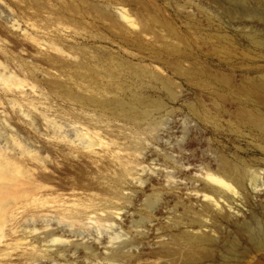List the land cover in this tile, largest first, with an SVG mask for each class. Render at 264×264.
Masks as SVG:
<instances>
[{
    "label": "rangeland",
    "instance_id": "obj_1",
    "mask_svg": "<svg viewBox=\"0 0 264 264\" xmlns=\"http://www.w3.org/2000/svg\"><path fill=\"white\" fill-rule=\"evenodd\" d=\"M149 1L155 7L0 0V264H141L137 256L160 241L196 231L219 239L210 264H232L239 257L226 248L247 247L238 226L262 235L264 140L246 129L235 96L211 75L236 85L264 77V0ZM155 10L185 44L151 21ZM159 33L187 50L185 67L205 73L181 76L164 60L172 57L124 35L158 49ZM134 96L161 106L129 118L103 105ZM224 160L246 172L242 185L230 182L233 190L211 180L224 178ZM52 181L63 184L59 194ZM205 204L229 222L215 229L200 214ZM83 245L98 254L79 253ZM113 249L132 258L112 263L105 256Z\"/></svg>",
    "mask_w": 264,
    "mask_h": 264
},
{
    "label": "bare ground",
    "instance_id": "obj_2",
    "mask_svg": "<svg viewBox=\"0 0 264 264\" xmlns=\"http://www.w3.org/2000/svg\"><path fill=\"white\" fill-rule=\"evenodd\" d=\"M147 3L149 5L152 4L149 0H147ZM151 7L155 6L151 5ZM150 10L154 9L150 8L149 11ZM153 12L155 13L152 17L151 15H153V13H151L150 16L149 14H147L151 18V21L154 20L155 22L159 19L158 21L160 25H163L164 28L166 27L168 31H170L168 32L164 28V30H162L161 28L159 29V25H157L161 33L164 31L163 35L165 34L167 36V32H172V35H174L177 41L181 42V44H185V40L183 39V37L177 32H175L174 27H172V24L169 23L168 19L161 20L162 17L160 19V17L158 16V14H161L157 13L156 10ZM147 15L144 16L145 23L150 22L149 19L145 18ZM109 19H111L110 21H112L113 18ZM110 21L108 22L110 23ZM146 25L143 27H146ZM148 27L154 26L149 25ZM148 27H146L145 30ZM157 27H155L156 30H158ZM151 29L152 28H149L146 31L143 29V32L145 31L146 33ZM161 33H159L158 35L159 41H161V46L158 49L144 45L142 39H140V37L137 35L133 36L134 38L132 39L127 34L124 35L126 36V39L130 44L142 49L149 48L151 50H154V52L158 54V58H161V56L165 54L169 57H172L170 59L164 60H166V62L174 68L175 72L181 76H184L186 78H192V76L194 75L202 76L203 73H205V71L196 64H193L191 67H185L183 62L187 58V50L181 47V44L174 43L172 41L174 37L169 36V38H172L169 41L167 39H164L165 35H160ZM211 76L222 86L223 91H226L227 93H232L235 96L239 104L237 114L246 129L264 140V77L259 79L248 77L241 84L236 85L233 83V79L228 75L216 73ZM164 85L169 93L173 92V84L171 81H164ZM216 93L222 100H226L228 98V95L226 93H223L219 90H217ZM103 105L111 106L116 111L126 115L129 118H133L135 115L148 116L150 113V108L159 107L161 106V103L160 101H152L148 103L143 98L139 96H134L131 100L112 99L109 101H105ZM222 173L224 175V178L211 176V180L230 190L234 189L233 185L230 182H233L240 186L244 182L246 176L245 170L239 163H233L228 160H224V167L222 169ZM79 177L81 180H85L86 174L81 171L79 173ZM52 182L54 189L51 193L59 194L60 186L63 187V184L57 181ZM68 189L74 190V187L69 186V188L65 190ZM66 194L71 195L72 191H69ZM154 203V200L149 201V205L151 206ZM78 211L79 212L74 214L76 217H79L80 215V210ZM200 214L204 215L209 219L212 218L213 226L215 227V229L219 228V224L225 222L227 223L230 220L228 213L215 210L209 204L204 205L203 209L200 211ZM194 222L198 223L199 219H193V223ZM36 230L37 228H34L31 231ZM214 231L218 233L217 230ZM237 231L239 236L243 237L247 247L243 251H241L240 254L238 252L237 247L234 245H230L226 248L228 255L239 257V260L232 264H264V229L262 235H250L248 233V229L244 226H238ZM52 240L57 241L58 239L54 238ZM218 243V237L206 231L183 232L176 235H172L166 240L160 241L159 245H156V247H154L148 252L146 258L143 259V253H140V255L137 256L136 259L139 261H143V263L141 264H210L214 263L217 260V257L213 252L214 249L217 248ZM94 251H97V248L95 246L83 245V249L80 250L79 253L88 256L92 255V253L94 255L98 254V252L94 253ZM111 252L112 253L106 255L105 258L111 261L112 263H114L115 261H129L132 258V254L129 251L113 249V251ZM50 255H55V257H57L59 253L57 251L51 252ZM34 258L36 259V257Z\"/></svg>",
    "mask_w": 264,
    "mask_h": 264
}]
</instances>
